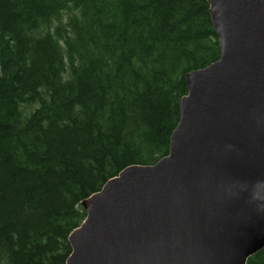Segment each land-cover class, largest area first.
<instances>
[{"label": "trees", "instance_id": "1", "mask_svg": "<svg viewBox=\"0 0 264 264\" xmlns=\"http://www.w3.org/2000/svg\"><path fill=\"white\" fill-rule=\"evenodd\" d=\"M218 58L207 0H0V264H66L82 201L167 155Z\"/></svg>", "mask_w": 264, "mask_h": 264}, {"label": "water", "instance_id": "2", "mask_svg": "<svg viewBox=\"0 0 264 264\" xmlns=\"http://www.w3.org/2000/svg\"><path fill=\"white\" fill-rule=\"evenodd\" d=\"M219 58L187 72L167 155L81 203L66 264H246L264 248V0H207Z\"/></svg>", "mask_w": 264, "mask_h": 264}]
</instances>
